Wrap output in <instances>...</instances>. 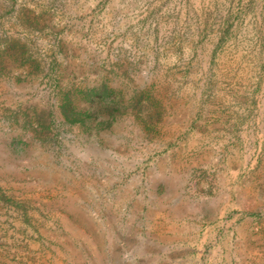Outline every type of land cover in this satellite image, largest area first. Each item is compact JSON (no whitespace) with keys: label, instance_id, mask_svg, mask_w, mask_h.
<instances>
[{"label":"rangeland","instance_id":"rangeland-1","mask_svg":"<svg viewBox=\"0 0 264 264\" xmlns=\"http://www.w3.org/2000/svg\"><path fill=\"white\" fill-rule=\"evenodd\" d=\"M0 264H264V0H0Z\"/></svg>","mask_w":264,"mask_h":264}]
</instances>
